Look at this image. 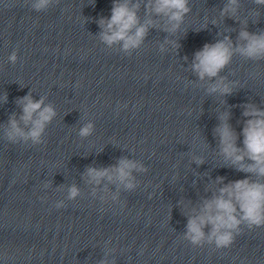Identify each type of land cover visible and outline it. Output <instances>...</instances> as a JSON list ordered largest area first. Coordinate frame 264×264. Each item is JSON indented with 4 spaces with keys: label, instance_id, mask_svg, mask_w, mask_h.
<instances>
[{
    "label": "clouds",
    "instance_id": "1",
    "mask_svg": "<svg viewBox=\"0 0 264 264\" xmlns=\"http://www.w3.org/2000/svg\"><path fill=\"white\" fill-rule=\"evenodd\" d=\"M59 2L60 0H29L31 9L38 13L47 11ZM251 3L255 7L244 10L242 0H223L222 7L218 10L219 19H232L238 23V30L234 28L237 32L236 40L233 41L231 32H218L217 36L222 38L214 43H205L194 53L188 67L196 78L190 82L203 86L209 96L222 97L223 105L227 103L225 97L240 89L238 80H230L228 76L221 75L233 58L239 56L257 64L264 62V29L256 32L248 30L249 22H260V9L264 8V0H251ZM91 5H95V0H92ZM142 9L143 16L140 15ZM191 12L190 0H113L110 17L100 16L96 20L100 28L98 39L108 49L130 56L145 43L149 30L156 29L167 34L158 42V50L165 53L171 49L178 54L180 39L173 37L181 31L185 18ZM203 20L204 23L197 31L208 28L209 18L205 16ZM218 22L214 18L210 24L217 26ZM7 59L10 64L15 65L18 61L17 50H13ZM183 59L187 61L188 57ZM252 75L259 78L264 73L257 71ZM45 100L46 96L43 95L34 99L31 90L16 99L20 113H10L7 122L0 125V132L7 142L31 146L46 143V129L58 113L54 105L46 104ZM7 102L8 93L5 91L2 104ZM231 107L217 113L219 123L213 130L218 141L217 154L225 161L224 166L245 173L246 177L225 183V178L218 176L212 186L211 198L203 199L198 207L186 211L188 222L182 238L194 247L213 245L216 249L228 248L236 236L242 233L243 228L252 230L264 227V107L254 102L239 105L243 109V119L237 121L242 124L240 132L229 123ZM94 131V122L87 120L79 127L77 135L85 139L92 136ZM241 137L242 143L238 144ZM191 160L197 165L205 163L204 158L196 154H192ZM147 171L148 168L140 160L122 156L112 166H88L82 179L93 186V196L97 195V189L103 184L104 194L99 196L101 202L107 203L110 199L113 204H120L121 191L132 192L140 186L135 173ZM109 185H115L117 191L110 192ZM215 185L220 186L217 188ZM49 187L51 181L43 183L44 189ZM80 195V188L72 184L68 186L66 197L58 200L54 206L56 209L63 208L66 206L65 201H74ZM110 244L111 240L106 241L103 258L97 264H116L113 255L116 249L108 247Z\"/></svg>",
    "mask_w": 264,
    "mask_h": 264
}]
</instances>
